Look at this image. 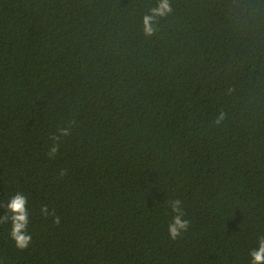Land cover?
<instances>
[{"label": "trees", "instance_id": "trees-1", "mask_svg": "<svg viewBox=\"0 0 264 264\" xmlns=\"http://www.w3.org/2000/svg\"><path fill=\"white\" fill-rule=\"evenodd\" d=\"M159 2L0 0L3 264H253L264 0ZM17 193L25 249L4 219Z\"/></svg>", "mask_w": 264, "mask_h": 264}, {"label": "clouds", "instance_id": "clouds-1", "mask_svg": "<svg viewBox=\"0 0 264 264\" xmlns=\"http://www.w3.org/2000/svg\"><path fill=\"white\" fill-rule=\"evenodd\" d=\"M171 11V4L168 0H160L157 7L153 9L155 15L163 16ZM153 19L152 16H145L143 21V32L146 36L153 34L154 28L150 25L149 21ZM27 200L24 195L19 193L10 197L4 205L7 212L10 215L5 216L4 219L11 221L10 237L15 242V246L18 249H25L31 242V234L28 232L29 224V212L26 208ZM170 207L174 213L172 221L168 224V235L174 240L179 233L186 229L188 225L187 220L180 218L183 215L181 210V201L175 200L170 202ZM42 214L53 215L54 213H48L47 209H41ZM175 213H180L175 215ZM60 222V217L55 218V223ZM253 264H264V238L259 241V247L251 253ZM0 264H3V260L0 259Z\"/></svg>", "mask_w": 264, "mask_h": 264}]
</instances>
